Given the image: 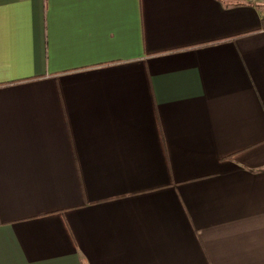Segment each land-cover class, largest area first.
Here are the masks:
<instances>
[{
    "label": "crops",
    "instance_id": "obj_1",
    "mask_svg": "<svg viewBox=\"0 0 264 264\" xmlns=\"http://www.w3.org/2000/svg\"><path fill=\"white\" fill-rule=\"evenodd\" d=\"M263 18L0 0V264H264Z\"/></svg>",
    "mask_w": 264,
    "mask_h": 264
},
{
    "label": "built area",
    "instance_id": "obj_2",
    "mask_svg": "<svg viewBox=\"0 0 264 264\" xmlns=\"http://www.w3.org/2000/svg\"><path fill=\"white\" fill-rule=\"evenodd\" d=\"M247 2L253 4V5H257V4H264V0H246Z\"/></svg>",
    "mask_w": 264,
    "mask_h": 264
},
{
    "label": "trees",
    "instance_id": "obj_3",
    "mask_svg": "<svg viewBox=\"0 0 264 264\" xmlns=\"http://www.w3.org/2000/svg\"><path fill=\"white\" fill-rule=\"evenodd\" d=\"M262 26L264 27V18H263V20H262Z\"/></svg>",
    "mask_w": 264,
    "mask_h": 264
}]
</instances>
